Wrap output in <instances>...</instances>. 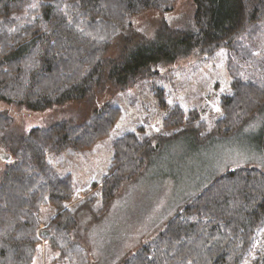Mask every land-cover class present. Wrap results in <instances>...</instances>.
<instances>
[{"label":"trees","instance_id":"trees-1","mask_svg":"<svg viewBox=\"0 0 264 264\" xmlns=\"http://www.w3.org/2000/svg\"><path fill=\"white\" fill-rule=\"evenodd\" d=\"M194 2L195 27L185 28L168 20L173 0H0V146L12 156L0 173V264H32L42 239L63 253L83 252L73 233L83 207L98 219L97 195L68 206L73 182L68 175L54 174L45 155L87 149L109 133L122 109L99 105L97 93L133 85L153 74L157 63L175 59L186 48L210 54L235 47L251 26L264 21V0ZM150 10L163 11L153 35L134 20ZM80 101L87 105L84 116L35 127L27 134L12 128L18 107L39 112ZM165 102L162 98L163 106ZM219 106L210 130L195 110L172 106L165 118L175 128L171 135L190 133L202 143L241 131L264 108V78L235 77ZM250 122L261 126L256 141L264 149V117ZM157 148L142 129L115 140L98 190L102 214L123 184L142 174L147 153ZM47 203L58 214L40 237L38 213ZM244 260L264 264V169L257 165L228 167L216 175L182 203L153 239L119 264Z\"/></svg>","mask_w":264,"mask_h":264},{"label":"rangeland","instance_id":"rangeland-1","mask_svg":"<svg viewBox=\"0 0 264 264\" xmlns=\"http://www.w3.org/2000/svg\"><path fill=\"white\" fill-rule=\"evenodd\" d=\"M195 10L194 0H173L168 20L174 26L194 28ZM162 12L137 14L135 24L153 35ZM156 68L153 74L123 90L111 88L97 93L99 105L118 104L122 113L109 133L92 147L77 152L50 151L45 155L54 174L68 175L73 182V200L68 206L96 194L94 202L99 217L88 207L78 213L73 239L82 247L81 254L63 253L42 239L32 264H119L126 254L153 239L193 192L226 168L257 165L264 169V149H259L256 141L261 126L250 122L263 118L264 108L241 131L230 136H213L202 143L190 133L171 135L175 128L169 127L165 120L170 108L179 106L186 112L195 110L198 119L206 121L210 130L221 112L220 97L230 91L235 77L263 79L264 21L251 26L235 47L220 48L210 54L186 48L175 59L160 61ZM162 98L166 101L164 106ZM86 106L85 101H80L39 112L18 107L20 112L14 115L12 128L27 134L35 127H46L77 114L84 116ZM138 129L149 136L153 147L157 148L158 143L160 146L147 153L142 174L126 181L102 214L98 190L108 173L114 142L126 132ZM4 153L9 152L0 146V173L6 162L12 161V156L5 159ZM38 214L41 221L37 233L42 237L41 230L58 212L47 203ZM246 263L244 260L243 264Z\"/></svg>","mask_w":264,"mask_h":264},{"label":"water","instance_id":"water-1","mask_svg":"<svg viewBox=\"0 0 264 264\" xmlns=\"http://www.w3.org/2000/svg\"><path fill=\"white\" fill-rule=\"evenodd\" d=\"M3 156H4L5 159H9V160L11 159V154L10 153H4Z\"/></svg>","mask_w":264,"mask_h":264}]
</instances>
